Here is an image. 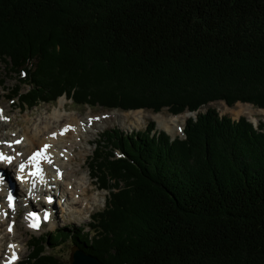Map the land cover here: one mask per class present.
Listing matches in <instances>:
<instances>
[{"label":"trees","instance_id":"16d2710c","mask_svg":"<svg viewBox=\"0 0 264 264\" xmlns=\"http://www.w3.org/2000/svg\"><path fill=\"white\" fill-rule=\"evenodd\" d=\"M0 60L29 86L6 89L22 108L66 96L196 112L183 138L154 121L105 129L88 163L108 192L103 208L33 237L20 264H69L52 252L67 241L101 264H264V121L198 111L264 108L256 91L209 89L264 87V0H0ZM135 88L148 99L134 100Z\"/></svg>","mask_w":264,"mask_h":264},{"label":"rangeland","instance_id":"374dc122","mask_svg":"<svg viewBox=\"0 0 264 264\" xmlns=\"http://www.w3.org/2000/svg\"><path fill=\"white\" fill-rule=\"evenodd\" d=\"M7 71L8 70L5 67V64L0 60V116L4 117V118H0V122L2 121L5 123V126L0 127V139L2 135L3 137L8 138L9 140L10 139L14 140L15 138H20V137L22 139L21 133H23V131H25L26 128L28 130L33 129L34 125L37 124L41 119L45 121V118H48L47 116L54 112V106L57 104V101L59 99H63L65 103V109L61 110L63 114L73 115L78 118H83L88 116V120L90 121L89 124L94 127L93 131L89 132L87 135V137L89 138L88 141L84 140L83 138H81L80 140V136L76 138L77 144L80 145V146L78 145L75 146L76 153H78L77 156L80 153L84 152L86 153V157L84 158L82 156L77 157V162L75 164L80 163V166H77L79 168L77 176L84 177L85 175H88L89 179L91 180L92 185L89 187H92V189L88 193V195L92 194L93 196H95L96 203L92 204L89 202L85 204V202L80 198L81 205H77L78 208L74 207V212L72 211L71 213H69L68 210H65L66 204L61 205L60 202H62V200L58 199V197H56V200L55 198H53V201H51L49 205L44 202L45 198L41 195L39 197V201H33L31 199V201L29 200V203H23L22 200H19L22 203H18L15 209L13 210V212H8L7 215L3 216V222L0 225V238L4 234H6V238L0 240L1 241L0 252L3 255L0 256V259H2L4 257V254L8 252L7 248L10 244V239L14 237L13 234H10L9 227L12 228L14 223H16L17 231L14 234L17 236V238L15 239L17 240V242L15 245L16 247L20 246L22 252L20 256L17 259H15L14 264H20V262H22L30 253V250L28 249L27 245L28 242L31 239H33V237H37L39 235L45 237V234L47 232H50L55 228L67 227L66 229L68 230H74L75 228H78L80 225H87V223L90 222L91 215L103 208L108 192L106 190L100 189L98 187V182L90 176L88 163L90 162V158L93 155V150H94L93 143H95L97 140L100 139L105 129L118 128L123 132L130 133L132 131H137L140 129L143 130L149 121H154L155 128L157 130L164 131L172 139L176 136L182 138L184 137V134H183V128L182 129H180L179 127L173 128L172 125H168V123L163 124L162 126L161 120L155 119L153 117V115L159 114V119L166 120L169 119V117H171L172 115H174L169 111H167L165 108H163L158 112H153L147 109H136V110H140L139 112L140 118L138 119V121H134L131 118L123 117L122 115L125 114V112L127 111H123L120 109H107L104 106L100 105L99 103H95V102L93 103L94 106L74 104L72 100L68 99L66 96L59 97L55 102H50V103L41 102L32 108H22L18 104L16 98L11 99L6 97L7 94L6 89L13 88L19 85L21 91L26 92L29 86H27L26 84H21L18 76L8 73ZM209 89H213L214 91L227 90L234 93L236 92L249 93L256 91L257 93L264 94V87H260L257 85L253 86L252 84L233 85L231 83H221V84L217 83L210 85ZM129 91L132 90L130 89ZM140 91H141L140 89L135 88L134 91L128 93L130 96L133 95L135 97L134 100L148 99V96L144 94L140 96L139 95V93H141ZM106 102H111V101L108 100ZM208 108H214L219 113V115H226L234 120L238 119L239 117H245L248 121L255 123L256 126L260 121H264V111H263L264 108L262 109L257 108L249 103L236 102L233 105L228 106L224 101H213V102H209L204 106H201L198 109V111L204 112ZM112 111H118V113H113ZM128 111H133V110H128ZM187 112L188 111H184L182 113H187ZM190 113L191 114L188 115L187 118L191 116H195V112H190ZM179 114H175V115H179ZM185 121L183 123V127L185 125ZM168 128H170L171 130L173 128V134H170L167 131ZM17 132L18 134L16 135H18V137L15 135V133ZM77 132L78 134H81L83 130L81 131L79 129ZM19 145L20 144H18L17 148L19 149V151H21L22 147ZM38 147L40 146H37L36 149H39ZM103 156L106 155L103 154ZM106 180L110 183L114 182V180L109 179L107 176H106ZM16 186L17 187H15V190L19 192V190L21 189L19 188L20 187L19 184L16 183ZM22 190H20V193H22ZM52 193L53 192H51V194H48V196L52 195ZM28 204H30L31 207H33L39 213L51 212L52 218H50L49 222L45 221L46 223H43L41 226H37L32 230L27 229L24 224L23 217L26 212V209L30 207V205ZM62 208L63 210H61ZM7 225H9L8 228H6ZM72 247L73 245L67 241L59 244L58 247L52 250V252L56 253L55 255L57 256V259L60 262L67 261L69 263V256ZM47 251H50V249H47Z\"/></svg>","mask_w":264,"mask_h":264},{"label":"bare ground","instance_id":"6f19581e","mask_svg":"<svg viewBox=\"0 0 264 264\" xmlns=\"http://www.w3.org/2000/svg\"><path fill=\"white\" fill-rule=\"evenodd\" d=\"M62 109H65V103L63 99H59L54 106V112L48 115L45 121L41 119L34 125L33 129L28 130L26 128V130L21 133L22 139L20 137L9 140L2 135L0 139V153L12 157V159L10 163L9 161L0 160V172L4 177L0 181V225L3 222V216L7 215L8 212H13L11 206H9V202L5 200L4 194L6 195L9 188L13 186L14 180L19 182L21 190L23 189L22 193H20V190L19 192H17V190L14 191L17 193V199L14 203L16 205L22 202L29 203L27 199H25L27 191L29 193H36L38 197L41 195L45 200L47 195L53 192L52 196L61 199L62 202H60V204H66L65 210H68L69 213L72 211L74 212V207L78 208L77 205H81L80 198L85 204L89 202L92 204L96 203V197L92 194L88 195L92 189V187H89L92 185L91 180L88 175L78 177L79 168L77 166H80V163L75 164L77 162V157H86V153L84 152L77 156L78 153H76L75 146L80 145L77 144L76 138L80 136V140L83 138L88 141L89 138L87 135L89 132L93 131L94 127L89 124L90 121L88 120V116L78 118L73 115H65L61 112ZM112 112L118 113V111ZM139 112L140 110L127 111L122 116L138 121L140 118ZM190 114L191 113L187 112L179 115H172L166 120L159 119V114H155L153 117L161 120L162 126L168 123V125H172L173 128L179 127L182 129L185 119ZM3 126H5V123L1 121L0 127ZM77 128L78 130H83V132L78 134ZM170 128H168L167 131L173 134V128L172 130ZM16 134H18V132L15 133V135ZM16 136L18 137V135ZM16 141H19V143H16ZM18 144L22 147L21 151L17 148ZM45 145L50 147L45 149ZM37 146H40L38 147L39 149H36ZM41 150L44 151V155L47 158L39 159L38 164L31 161L30 157L33 153ZM21 164L25 165L23 171H21L20 168ZM37 167L40 169V173L39 175H33L32 173L36 171ZM19 200H22V202ZM61 210H63V208ZM23 218L26 228L32 230L35 227L30 225L36 223L37 226H41L43 223H46L45 221L49 222L52 215L51 212H47L46 214L39 213L30 205V207L26 209ZM8 227L9 225H7L6 228ZM16 231L17 227L16 223H14L12 231L10 232L14 237L10 239V244L7 248L8 252L0 259V264H8V261L14 264L15 259H17L22 252L21 247H16L15 245L17 236L14 233ZM5 238L6 234H4L0 240ZM1 255L2 253L0 252V256ZM13 256H15L14 260H12Z\"/></svg>","mask_w":264,"mask_h":264},{"label":"water","instance_id":"95a60500","mask_svg":"<svg viewBox=\"0 0 264 264\" xmlns=\"http://www.w3.org/2000/svg\"><path fill=\"white\" fill-rule=\"evenodd\" d=\"M69 264H101L96 257L73 246L69 256Z\"/></svg>","mask_w":264,"mask_h":264},{"label":"snow or ice","instance_id":"6c2138e0","mask_svg":"<svg viewBox=\"0 0 264 264\" xmlns=\"http://www.w3.org/2000/svg\"><path fill=\"white\" fill-rule=\"evenodd\" d=\"M0 118H4V117L0 116ZM5 143H7V142H5ZM16 143H19V141H16ZM9 146H10V144H9ZM48 147H50V146L45 145V149H47ZM41 158H44V159L47 158L44 155V151L43 150L38 151L36 153H33V155L30 157V160L38 164V160L41 159ZM11 159H12V157L6 156L5 154L0 153V160L11 161ZM24 167H25V165L21 164V166H20L21 171H23ZM39 173H40V169L37 167L36 171L34 173H32V174L33 175H39ZM9 206H11V197H9ZM33 216H34V214H33ZM30 226L36 227L37 225L36 224H32ZM14 259H15V256L12 257V260H14ZM8 264H11V261H8Z\"/></svg>","mask_w":264,"mask_h":264}]
</instances>
